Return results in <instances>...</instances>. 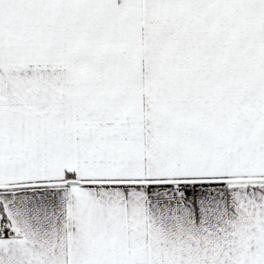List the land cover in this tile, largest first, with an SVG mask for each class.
<instances>
[{
	"label": "snow or ice",
	"instance_id": "snow-or-ice-1",
	"mask_svg": "<svg viewBox=\"0 0 264 264\" xmlns=\"http://www.w3.org/2000/svg\"><path fill=\"white\" fill-rule=\"evenodd\" d=\"M0 264H264V0H0Z\"/></svg>",
	"mask_w": 264,
	"mask_h": 264
}]
</instances>
